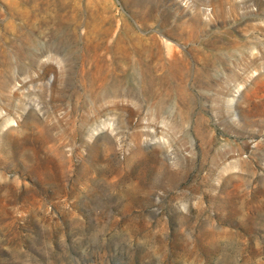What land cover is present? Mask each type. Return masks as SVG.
<instances>
[{
    "label": "rangeland",
    "instance_id": "1",
    "mask_svg": "<svg viewBox=\"0 0 264 264\" xmlns=\"http://www.w3.org/2000/svg\"><path fill=\"white\" fill-rule=\"evenodd\" d=\"M0 264H264V0H0Z\"/></svg>",
    "mask_w": 264,
    "mask_h": 264
},
{
    "label": "bare ground",
    "instance_id": "2",
    "mask_svg": "<svg viewBox=\"0 0 264 264\" xmlns=\"http://www.w3.org/2000/svg\"><path fill=\"white\" fill-rule=\"evenodd\" d=\"M131 60V59H130ZM130 62V61H129ZM131 63V62H130ZM164 149V148H163Z\"/></svg>",
    "mask_w": 264,
    "mask_h": 264
}]
</instances>
